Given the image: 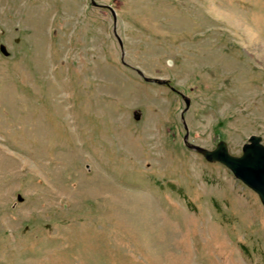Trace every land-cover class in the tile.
Segmentation results:
<instances>
[{"label":"rangeland","instance_id":"rangeland-1","mask_svg":"<svg viewBox=\"0 0 264 264\" xmlns=\"http://www.w3.org/2000/svg\"><path fill=\"white\" fill-rule=\"evenodd\" d=\"M182 94L190 144L264 143V0H0V264H264Z\"/></svg>","mask_w":264,"mask_h":264},{"label":"water","instance_id":"water-1","mask_svg":"<svg viewBox=\"0 0 264 264\" xmlns=\"http://www.w3.org/2000/svg\"><path fill=\"white\" fill-rule=\"evenodd\" d=\"M93 4H95L94 1ZM139 72L143 75L141 71ZM185 98L187 104L186 110H188L191 101L188 97ZM182 119L187 130L185 143L190 148L201 153L208 161L219 162L228 167L237 178L258 194L261 202L264 204V143L262 142V136L257 134L251 135L243 145L242 155H234L230 152L228 144L223 140L213 149L190 144L188 142L189 130L184 119V114L182 115Z\"/></svg>","mask_w":264,"mask_h":264}]
</instances>
